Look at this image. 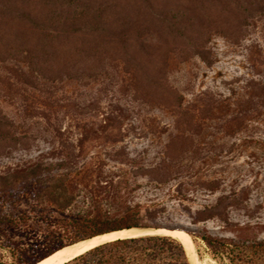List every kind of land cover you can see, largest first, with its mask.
<instances>
[{"label":"trees","instance_id":"trees-1","mask_svg":"<svg viewBox=\"0 0 264 264\" xmlns=\"http://www.w3.org/2000/svg\"><path fill=\"white\" fill-rule=\"evenodd\" d=\"M259 16L264 0H0V83L7 85L5 97L12 103L18 98L26 111L35 102L51 106L64 86L118 71L133 100L175 116L176 133L162 163L140 167L141 174L165 182L169 167L192 146L186 132L193 115L170 84L172 62L198 57L214 64L212 36L238 43ZM43 94L48 101L39 99ZM28 132L0 106V158L29 150ZM101 168L66 157L0 171V264H38L68 245L128 228L181 229L217 264H264V240L220 237L199 227L216 218L227 222L220 207L236 204V197L185 209L191 222L174 225L164 203L144 207L109 194ZM64 264L191 263L178 239L145 235L102 244Z\"/></svg>","mask_w":264,"mask_h":264},{"label":"rangeland","instance_id":"rangeland-1","mask_svg":"<svg viewBox=\"0 0 264 264\" xmlns=\"http://www.w3.org/2000/svg\"><path fill=\"white\" fill-rule=\"evenodd\" d=\"M209 47L214 64L192 57L170 67V84L183 95L193 126L186 132L191 150L169 167L165 182L141 174L140 167L162 163L176 133L175 116L133 100L118 71L64 86L49 99L51 106L40 101L26 111L18 98L5 97L7 85L0 83V106L33 136L29 150L0 158V171L74 157L79 165L101 166L106 191L124 202L166 204L174 225L191 222L185 209L236 197V204L220 207L227 222L216 218L199 227L220 237L264 240V18L253 19L240 42L213 35ZM39 99L48 101L45 94ZM195 251L201 264H217L203 245Z\"/></svg>","mask_w":264,"mask_h":264},{"label":"bare ground","instance_id":"bare-ground-1","mask_svg":"<svg viewBox=\"0 0 264 264\" xmlns=\"http://www.w3.org/2000/svg\"><path fill=\"white\" fill-rule=\"evenodd\" d=\"M158 233L161 235H168L178 239L185 247L186 253L189 257V261L191 264H201L196 251L195 245L191 239V237L183 230L178 229H166L160 228L157 229L155 232L142 230L137 228H129V229H122L117 231H112L108 233H104L101 235H97L88 239L81 240L76 242L72 245H68L54 254L50 255L49 257L45 258L38 264H64L77 256L87 253L88 251L108 242L115 241L117 239H125L130 237H137L142 235L143 233Z\"/></svg>","mask_w":264,"mask_h":264},{"label":"water","instance_id":"water-1","mask_svg":"<svg viewBox=\"0 0 264 264\" xmlns=\"http://www.w3.org/2000/svg\"><path fill=\"white\" fill-rule=\"evenodd\" d=\"M129 229V228H128ZM137 229H142V230H148V231H152V232H155L157 229H160V228H137ZM145 235H161V234H158V233H143L142 235H139V236H145ZM165 236H168V235H165ZM172 238H174V237H172Z\"/></svg>","mask_w":264,"mask_h":264}]
</instances>
